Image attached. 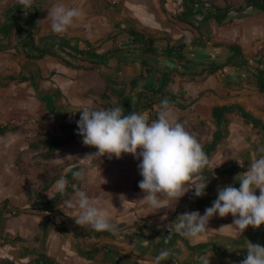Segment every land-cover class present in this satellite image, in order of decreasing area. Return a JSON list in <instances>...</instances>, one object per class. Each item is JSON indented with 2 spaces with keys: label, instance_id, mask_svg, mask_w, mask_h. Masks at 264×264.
<instances>
[{
  "label": "crops",
  "instance_id": "1",
  "mask_svg": "<svg viewBox=\"0 0 264 264\" xmlns=\"http://www.w3.org/2000/svg\"><path fill=\"white\" fill-rule=\"evenodd\" d=\"M88 1H61L69 6L82 8L86 15L83 20L76 23L79 25L73 29L74 32L70 29L66 35H57L68 36L71 44L78 48H86V42L94 46L103 43L97 48L99 53H104L117 45L125 50L120 62L115 58L97 64L85 62L82 63L86 67L84 69L68 67L59 59L49 56L36 62L44 78L47 79L40 81L39 90L44 93H55L56 90H60L61 99L58 105L62 107L63 101H69V106L63 107L69 123L73 125H76L81 118V114L76 111L82 105L90 103L96 109H103L100 94L105 89L107 78H112L116 89L122 92L129 87V80L140 73L142 61L150 60L151 63L155 61L141 54L140 51H135V48H132L134 44L131 38L123 30L131 28L130 25L136 26L145 33L151 48L165 47L171 40L172 42L187 41L199 35L197 30L177 22L174 18V15H178L181 11L180 0H128L125 5L130 8V17L115 22L112 31L95 40L96 34L92 30V22L98 21L99 11L93 12L96 19L90 20L88 7L90 4L109 5V1ZM37 3L35 1L34 4ZM100 22L103 23L102 20ZM209 26L211 27V24L207 25L206 29ZM49 28L50 24L46 32L42 28L41 35L51 33L52 30ZM192 31L196 32V36ZM111 34L116 36L115 41L108 39ZM208 37L211 40L207 42L205 39ZM204 38L205 43L193 46L187 52L190 59L206 65L222 64L230 56L226 45L235 43L242 48L250 66L258 68L264 58V14L252 12L245 16H237L233 22L220 27L217 31L209 30ZM220 43H225V46H215ZM53 47L58 49L56 45ZM126 49L130 50L126 51ZM21 51L23 52L22 49ZM61 55L71 63H77L72 55L67 56L64 52ZM24 56L26 57L25 54ZM156 59L158 70L153 77H148L146 82L141 83V88L136 90V93L141 92L142 87L147 83L156 82L164 71L176 66L173 60L163 57ZM52 61L57 68L51 69L52 71L46 75L45 69L46 71L48 69L44 64ZM34 68L35 66L28 60V65L23 66L18 74L0 73L2 75H0V86L5 87L11 83L28 87L32 100L38 102L39 106L36 115L29 121L43 123L52 116H49L44 104L39 100L33 85L29 82L17 83L9 79L11 76L17 77L22 72L26 73ZM97 68L100 69L96 72ZM52 73L54 76H51ZM177 78L180 77H176L170 91L176 93L182 88L186 92L185 97L188 98L184 104L196 99L194 104L184 109L175 107L178 118L196 136L203 149L211 142L216 131L211 114L216 106L239 105L254 120L262 124L256 126L236 113L228 115L227 134L211 153V166L203 171V176L207 180L205 194L197 197L195 191L190 190L176 204L173 202L168 208L155 211L142 201L145 194L139 188V182L143 177L138 167L140 161L136 157L124 154L119 159L104 156L79 161L89 154L96 153L97 149L86 146L82 142V137L76 136L59 148L52 158H48L47 147L39 142L49 137H62L60 127L58 134L46 132L41 138H31L22 142L15 140L19 138L17 135H20L21 131L26 130L25 126L14 122L0 123V126L9 125L11 128L4 135H0V264H34L42 254L47 260L57 264H154L155 257L162 250H168L171 255L160 264H175V259L178 260V264H201L200 257L203 256L210 257V264L214 263V259L218 264H240L247 255V241L264 246V227L259 229L249 227L241 234L234 228V218L231 215L221 218L218 214L209 220V228L217 230L216 232H212L200 241H190L183 237L189 245L209 243L206 250L190 251L183 240L170 246L163 247L160 244L161 236L166 233L171 234L169 227L180 214L198 211L203 215L205 209L217 199L218 188L228 185L239 188V183L234 178L247 170L253 156L264 155L259 151L264 147V93L259 92L250 73L229 66L224 71L195 77L194 80L189 76ZM112 98L117 100V94L112 95ZM9 136H16L15 140L2 141ZM69 155L74 159L66 160ZM237 161L244 166L241 167ZM224 168H232L235 173L223 177L211 174L215 170ZM80 170L85 172L84 181L73 178V172ZM61 176L68 180L69 187V191L62 194L56 203L57 208L63 207L67 212L63 230H60L61 227L58 229L50 227L35 204L38 194L47 199H53L60 194L52 189V185ZM76 189L86 191L109 212L111 219L120 227L118 236L110 234L97 237V231L87 226L80 227L75 223L78 209L68 207L66 202L74 200ZM257 195H259L258 191ZM139 212L143 213L141 214L143 218H139ZM142 222H149L150 225L146 228L149 227L151 235L148 236L151 238L141 249L138 245L137 229ZM229 225L233 227H225ZM222 227L223 230L218 231ZM56 235H61V238H55ZM218 248L226 249L225 259L217 257Z\"/></svg>",
  "mask_w": 264,
  "mask_h": 264
},
{
  "label": "clouds",
  "instance_id": "2",
  "mask_svg": "<svg viewBox=\"0 0 264 264\" xmlns=\"http://www.w3.org/2000/svg\"><path fill=\"white\" fill-rule=\"evenodd\" d=\"M18 3L27 14V9L33 7L35 0H18ZM47 11L46 21H50L52 32L58 35L68 34L74 24L86 15L82 8L65 3H54ZM76 112L81 114L77 121L78 135L86 146L97 149L96 153L79 161L104 156L119 159L124 154L136 157L140 161L138 167L143 177L139 182V188L145 194L142 201L151 209L168 208L190 190H194L197 197L205 194L207 180L203 171L211 166L210 158L196 136L180 122L175 106L167 98L160 102L155 119L147 111L133 110L126 115L123 107L96 109L90 103L82 105ZM259 151L264 153V147ZM73 159L71 155L66 157V160ZM73 178L84 181L85 172L74 171ZM234 179L239 188L232 185L218 188L217 199L203 215L198 211L180 214L170 225V232L174 231L190 241L203 240L217 231L209 228V220L217 214L221 218L231 215L234 228L241 234L249 227H264V155L253 156L247 170ZM67 188L68 180L64 176L52 185V189L60 194H64ZM66 203L68 207L78 209L74 219L78 226L108 232L113 236L120 234L118 223L86 191L76 189L74 200ZM246 253L240 264H264V246L247 241ZM170 255L168 250H162L155 257L154 264H160ZM200 260L201 264H210L208 256L200 257Z\"/></svg>",
  "mask_w": 264,
  "mask_h": 264
},
{
  "label": "trees",
  "instance_id": "3",
  "mask_svg": "<svg viewBox=\"0 0 264 264\" xmlns=\"http://www.w3.org/2000/svg\"><path fill=\"white\" fill-rule=\"evenodd\" d=\"M38 1L32 8L27 9L25 14L24 9L20 4H15L7 7L2 12V19H0V51L8 50L12 45V40L16 38V46L21 48L26 55V58L31 61L35 66V70L22 72L19 76H11L9 79L13 82L24 83L29 82L36 90L39 100L44 104L49 116H52L58 120L59 127L62 131V137H49L39 143L44 144L47 147L46 156L52 158L59 148L68 143L71 139L78 135V125L69 123L68 116L64 107L58 105V101L61 99L60 90H56L55 93H44L39 90L40 81H45L42 70L38 67L36 62L44 59L45 57H53L59 59L63 64L75 69H84L82 63L88 62L91 64L104 63L108 60L118 59L120 62L121 56L125 50L119 48L117 45L104 53H99L98 47L86 42V48H78L71 44V39L68 36H58L51 32L48 35H41V15H42V2ZM41 2V3H40ZM179 14L174 15L177 22L185 24L198 31L196 37L187 41H169L165 47L151 48L148 45L146 35L142 30H139L136 26L130 25L131 28H127L126 31L134 44L135 51H140L141 54L148 56L155 61L151 63L150 60L142 61V69L140 73L129 80V87L119 92L116 89L115 82L112 78H107L104 91L100 94V99L103 102V109H108L116 106L123 107L125 114H130L133 110L137 112H144L151 110L156 118L159 110L160 102L167 98L175 107L184 109L186 106L194 104L195 100L187 102L186 92L181 88L176 93L170 91L171 85L175 83L176 77L184 78L186 76L191 77L193 80L195 77L209 76L224 71L225 68L232 66L241 71L250 73L260 93H264V58L258 68H252L247 61L240 45L230 43L226 45L229 50L230 56L222 63L204 64L196 62L189 58L188 51L200 43L208 42L210 37L204 38L205 33H209L210 28L203 29V27L214 24L215 27H223L233 22L235 17L245 16L252 12L258 14H264V0H241V3H235L232 0H180ZM126 24V23H125ZM116 36L111 34L108 39L115 41ZM158 40V38H156ZM205 39V40H204ZM108 40V41H109ZM57 46L58 49L53 46ZM215 46H225V43H220ZM130 50V49H126ZM66 53L67 56L72 55L76 60V64L71 63L61 54ZM158 57L167 58L173 60L176 66L172 69H168L163 72L161 77L154 83H147L142 87V91L136 93V90L141 88V83L146 82L148 77H153L158 70L157 59ZM200 68V69H199ZM54 76V73L51 74ZM50 76V77H51ZM117 94V100L112 98V95ZM136 98V99H135ZM236 113L239 117L245 119L247 122L253 123L256 126H262L261 123L254 120L253 117L246 112L239 105L232 106H216L212 109L213 123L216 126V131L213 134V138L203 149L210 158L212 152L215 151L219 143L225 138L229 126L228 115ZM9 125L0 126V135H4L10 130ZM232 168H224L222 170H215L211 174L217 175V177H223L226 175H233L235 172ZM234 169V168H233ZM208 172H206L207 174ZM214 176V175H212ZM69 191V187L67 191ZM65 194V193H64ZM62 194H58L53 199H47L41 194L36 196V206L42 212L44 209H53L57 206V201L61 198ZM65 224H63L60 230H63ZM109 236L108 232H96V236ZM170 236V237H169ZM160 244L164 246H170L177 243L179 240H183V237L174 233L163 234ZM169 237V238H168ZM190 251L201 252L209 247V243H202L197 245H189L187 241H184ZM217 257L219 259H225L227 257L226 249L218 248ZM34 264H57L47 260L45 255H41V258L36 259Z\"/></svg>",
  "mask_w": 264,
  "mask_h": 264
},
{
  "label": "rangeland",
  "instance_id": "4",
  "mask_svg": "<svg viewBox=\"0 0 264 264\" xmlns=\"http://www.w3.org/2000/svg\"><path fill=\"white\" fill-rule=\"evenodd\" d=\"M41 1H42L41 6L43 8L41 26L46 32V30L48 29V25L50 24V21H46L47 16H48L47 9H49L54 3H62L61 1L63 0H41ZM108 1H109V5L105 4V5H99V6H96V5L92 6L90 4L91 6L89 5L88 7L89 8L88 11L90 12L89 13L90 20L91 19L95 20L96 16L93 15V12L99 11L97 12L98 21L92 22V26H93L92 30H93V33L96 34L95 40L99 39V37H102L104 34H107L110 31H112L113 24L115 22H120L121 19L130 17V14H129L130 8L129 6L125 5V2H128V0H108ZM232 1L237 4L241 3V0H232ZM17 2L18 0H0V19H2V12L4 11V9H6L9 6H12L13 4H16ZM101 14H103V17H101ZM100 20H102L103 23H101ZM78 25L79 24H76V26L74 25L71 28V31L77 28ZM209 28H210V31H217L220 27H215L214 24H211V27L209 26ZM203 29L205 30L206 26L205 28L203 27ZM192 33L194 34V36H196V32L194 33V31H192ZM16 44H17L16 38L14 37L12 40V45L8 48V50H4L3 52L0 51V73L2 75L18 74V72L22 69L23 66L26 67L28 65V60L24 56V53L21 51V49L18 46H16ZM102 44H99V45L97 44L96 47L101 46ZM54 63L55 62L52 61V63L46 62L44 64L46 66L45 68L48 69V71H46L45 69V72H47L46 75L50 73L49 71L55 70V68H57V66ZM99 69L100 68H97L96 72L99 71ZM177 79H180V78H177ZM67 98L69 99V95L67 96ZM33 100H32L31 94L28 92V87L26 86H21V85L11 84V83H9V85L5 87L0 86V123L14 122L16 124L19 123V125H23L26 127V130L21 131L20 135H17L19 138H17L16 140L14 138L16 136L14 137L9 136L7 137V139H4L2 141L9 142V141L15 140V141L23 142V141H29L31 138L32 139L41 138L42 136H44L46 132L58 134L59 123H58V120L54 117H50L46 122H43V123L42 122L39 123L38 121L37 123L36 122L34 123L33 121H29L30 118L35 116L37 111L39 110V106L37 104L38 102L33 101ZM61 105L69 106V101L65 100L63 101V104ZM34 124H37V125H34ZM58 209L64 214V216L66 215L65 213L67 212L64 210L63 207L59 206ZM141 214L143 213L141 212L138 213L139 218H143L141 217L142 216ZM147 225H150L149 222H145V223L142 222L140 223L137 229V231L139 232L137 234L139 236V237L137 236L139 238L138 245L141 249L151 238L150 236H148L151 234L149 231V227L146 228ZM60 236L61 235H56L55 238H58ZM152 239H155V237H152ZM140 253L142 254L144 252H140ZM213 261H214L213 264H218L216 263L217 261H215V259Z\"/></svg>",
  "mask_w": 264,
  "mask_h": 264
},
{
  "label": "built area",
  "instance_id": "5",
  "mask_svg": "<svg viewBox=\"0 0 264 264\" xmlns=\"http://www.w3.org/2000/svg\"><path fill=\"white\" fill-rule=\"evenodd\" d=\"M146 111L151 114L152 119L155 117L154 113L151 110ZM41 214L48 225L54 229L60 228L66 222L64 214L57 207L53 209L46 208L41 212ZM174 263L178 264V260L175 259Z\"/></svg>",
  "mask_w": 264,
  "mask_h": 264
}]
</instances>
